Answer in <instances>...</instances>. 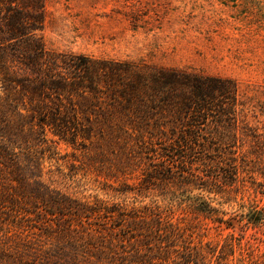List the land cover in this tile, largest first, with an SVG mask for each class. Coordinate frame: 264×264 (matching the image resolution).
<instances>
[{"label": "rangeland", "instance_id": "rangeland-1", "mask_svg": "<svg viewBox=\"0 0 264 264\" xmlns=\"http://www.w3.org/2000/svg\"><path fill=\"white\" fill-rule=\"evenodd\" d=\"M40 47L232 78L238 122L153 138L80 112L65 135L1 83L0 264H183L188 248L202 263L264 259V0H0L16 78Z\"/></svg>", "mask_w": 264, "mask_h": 264}, {"label": "trees", "instance_id": "trees-1", "mask_svg": "<svg viewBox=\"0 0 264 264\" xmlns=\"http://www.w3.org/2000/svg\"><path fill=\"white\" fill-rule=\"evenodd\" d=\"M23 64L29 74L19 79L0 57V84L6 88L15 84L21 86L29 93L34 111L39 112V121L65 135L77 134L80 112L89 117L91 113L98 122L111 128L117 125L118 133L132 134L141 130V137L153 138H161V134L168 132L178 133L179 138L188 135L198 138L199 131L207 128L210 122L216 124L217 131L238 122L239 87L232 78L157 66L139 71L127 62L90 59L82 55L61 56L43 47ZM38 97L42 103L35 102ZM75 97L86 103L75 102ZM64 99L69 104L63 111ZM7 101L11 103L12 100ZM226 246L234 255V243ZM200 255V251L188 248L182 254V263L264 264V259L253 257L249 263L245 258L230 263L228 257L221 254L214 262L202 263L205 256Z\"/></svg>", "mask_w": 264, "mask_h": 264}]
</instances>
